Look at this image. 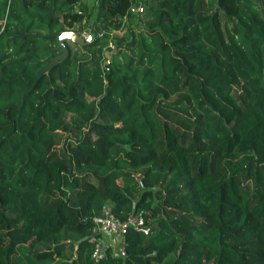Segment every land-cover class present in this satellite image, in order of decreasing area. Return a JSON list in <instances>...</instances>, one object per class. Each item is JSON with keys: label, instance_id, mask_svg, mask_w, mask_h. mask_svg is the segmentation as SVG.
<instances>
[{"label": "trees", "instance_id": "obj_1", "mask_svg": "<svg viewBox=\"0 0 264 264\" xmlns=\"http://www.w3.org/2000/svg\"><path fill=\"white\" fill-rule=\"evenodd\" d=\"M94 1L0 0V264H264V0Z\"/></svg>", "mask_w": 264, "mask_h": 264}, {"label": "built area", "instance_id": "obj_2", "mask_svg": "<svg viewBox=\"0 0 264 264\" xmlns=\"http://www.w3.org/2000/svg\"><path fill=\"white\" fill-rule=\"evenodd\" d=\"M144 10V5L142 0H130L129 7L127 9L124 18L128 12L137 14ZM125 26L115 29L116 32L122 33L125 30ZM100 34V32H97ZM93 32L83 33L84 40L89 41L92 39ZM109 47L113 48V43L108 44ZM95 223V228L101 233H106L110 240L109 241H95L94 248L92 251V256L95 260L105 257L106 247H111L112 254L123 255L125 250L124 235L130 227L139 228L144 223V217L142 214L129 213L124 219L117 218L113 212L106 208L103 212L95 217H93ZM92 240H94L92 238Z\"/></svg>", "mask_w": 264, "mask_h": 264}, {"label": "water", "instance_id": "obj_3", "mask_svg": "<svg viewBox=\"0 0 264 264\" xmlns=\"http://www.w3.org/2000/svg\"><path fill=\"white\" fill-rule=\"evenodd\" d=\"M81 31L82 28H78L77 30L73 28H68L61 31V33L58 36V46L61 48V51L51 57L50 61L42 69V71H48L58 61L63 60L68 55V47L64 43V38H70L72 41L78 43L79 45H84L86 43ZM105 56L106 58L104 60V64H106L109 61L111 56L108 50L105 51Z\"/></svg>", "mask_w": 264, "mask_h": 264}, {"label": "rangeland", "instance_id": "obj_4", "mask_svg": "<svg viewBox=\"0 0 264 264\" xmlns=\"http://www.w3.org/2000/svg\"><path fill=\"white\" fill-rule=\"evenodd\" d=\"M84 2H86L89 6H92L93 4H94V0H83ZM134 28V30L135 31H137L138 30V27H136V26H131V28ZM106 236H104V240L105 241H109L110 240V238H109V236L106 234V233H104ZM107 237V238H106Z\"/></svg>", "mask_w": 264, "mask_h": 264}, {"label": "crops", "instance_id": "obj_5", "mask_svg": "<svg viewBox=\"0 0 264 264\" xmlns=\"http://www.w3.org/2000/svg\"><path fill=\"white\" fill-rule=\"evenodd\" d=\"M104 236H106L104 233L101 234V239L104 240ZM107 238V237H106Z\"/></svg>", "mask_w": 264, "mask_h": 264}]
</instances>
